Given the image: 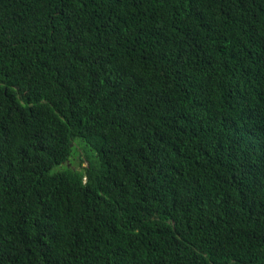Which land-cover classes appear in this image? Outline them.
<instances>
[{
	"label": "trees",
	"instance_id": "1",
	"mask_svg": "<svg viewBox=\"0 0 264 264\" xmlns=\"http://www.w3.org/2000/svg\"><path fill=\"white\" fill-rule=\"evenodd\" d=\"M0 264H264V0H0Z\"/></svg>",
	"mask_w": 264,
	"mask_h": 264
}]
</instances>
